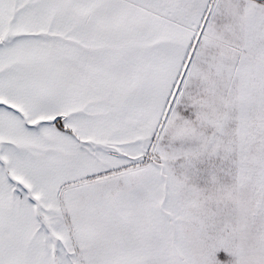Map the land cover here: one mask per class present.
Here are the masks:
<instances>
[{"label": "snow or ice", "instance_id": "6c2138e0", "mask_svg": "<svg viewBox=\"0 0 264 264\" xmlns=\"http://www.w3.org/2000/svg\"><path fill=\"white\" fill-rule=\"evenodd\" d=\"M0 264H264V0H0Z\"/></svg>", "mask_w": 264, "mask_h": 264}]
</instances>
